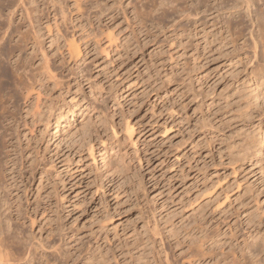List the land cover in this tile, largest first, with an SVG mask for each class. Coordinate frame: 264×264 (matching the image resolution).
Instances as JSON below:
<instances>
[{"label": "rangeland", "instance_id": "obj_1", "mask_svg": "<svg viewBox=\"0 0 264 264\" xmlns=\"http://www.w3.org/2000/svg\"><path fill=\"white\" fill-rule=\"evenodd\" d=\"M31 1L17 56L46 82L17 109L35 180L12 194L31 264H264V0Z\"/></svg>", "mask_w": 264, "mask_h": 264}, {"label": "bare ground", "instance_id": "obj_2", "mask_svg": "<svg viewBox=\"0 0 264 264\" xmlns=\"http://www.w3.org/2000/svg\"><path fill=\"white\" fill-rule=\"evenodd\" d=\"M30 1L28 0V3ZM196 1H198V0H196ZM199 1L204 6H207V7L211 4L214 5V7H216L217 4H219V3L222 4V2H225L223 0H199ZM30 3L33 4L34 1H31ZM171 4H172V2H171ZM169 6H170V4H169ZM172 6H174V8H175L176 5L172 4L171 7ZM252 6H254L253 0H243V5H242L241 9L247 8L249 11V9H251ZM209 7H212V6H209ZM28 9L26 7L25 0H12V1L0 0V209L4 208V210L9 213L5 219H2V217H0V264H21L23 261L25 262V260L28 259V256H30V254H27L28 256L26 255V253H28V251L24 253L25 250H23L21 248L22 247L21 245H23V241H24L23 238H22L23 241L18 240L19 235H21L22 233L19 232L17 235H13L15 230L12 227L14 225L15 220H16L14 218V214L18 213V210H17L18 208H19V214L21 213V211H20L21 198L18 195H17L18 196L17 200L12 198L13 191L14 190H20L19 184L21 186L23 185L24 189H26L27 185H26V183H24L25 180L28 183L35 180V169L28 164L29 161L23 162V163L21 162L22 163L21 165L19 164L20 163L19 161H21L22 159L23 160H26V159L23 156L24 154L22 152H19L18 148H16L17 145H15V141H14L15 139L16 140L18 139V141L20 140L19 139L20 136L17 135L18 134L17 133V130H18V124H17V120H18L17 115L18 114H17V111L18 110L17 109H20L19 108L20 107L19 106L20 101H23V105L26 107L28 105L29 101L32 98L34 99V96H33L34 92H37L36 93L37 96H35V97H37L36 100L40 99V93L44 89L45 82H46V76L42 75L41 73L40 74L42 76L41 75L35 76V74L32 75V73H29L31 70L28 72L26 70V68L22 66V65H25V64H22V63H25V60H23L20 55L22 54V50H24V48H26V46L28 47L29 44H27L25 42V38L23 37L24 34L21 33L20 27H18L17 25H16L17 26L16 27L14 25L17 21V16H20V18H21L20 24H22L24 18H26V16L29 15ZM261 11L262 12L255 14L256 17H255V19H253V24L258 27L257 31H259V35L257 37H261V39H262V37L264 36V11L263 10H261ZM6 12H7V15L5 14ZM16 39H18V40H16ZM15 40H16V42H15ZM12 43H15V44L12 45ZM6 45H10L11 47L6 48L5 47ZM32 45L35 46L34 43ZM17 53H21V54L20 55L18 54V56H17ZM15 56L18 57L19 59L15 61L16 66L13 68L14 70H13L12 74H10L11 72H9L8 70L11 71V69H7L6 68L7 66L5 67V65H3V64L5 61H9V63H10L13 59H15ZM11 75H12V77H11ZM255 99H256V96H255ZM37 108H38V106H37ZM28 110H27V112H28ZM50 111H52V110H50ZM40 114H41V112L38 113L37 116L39 115L38 116L39 118H44L43 115L42 114L40 115ZM52 114L53 113H51L49 115L51 116ZM50 118L51 117H47L45 119V123L47 125L46 126L47 128L50 125V120H51ZM23 121H25V120H23ZM23 121H22V124H23ZM35 121H33V124ZM37 121H39V120H37ZM41 123H43V121ZM56 123H57V121H56ZM61 126H65V125H61ZM81 126H82L81 128H83L84 125L82 124ZM87 126H89V123ZM25 127H27V126H25ZM69 128L67 129L68 131H69ZM86 129L89 130V127L88 128L85 127L84 131H82V129H80V130L82 133L83 132L86 133V131H85ZM81 132H79V133H81ZM75 133H73L72 135L76 136ZM82 133H81V135H82ZM84 135L86 136V134H84ZM15 136H16V138H15ZM89 147H90L89 152H90V154H92L93 153L92 144ZM19 156H20V158H17ZM19 159H21V160H19ZM103 160L105 161V158ZM107 160H109V158ZM107 160H106V162L109 163ZM109 161H111V160H109ZM113 162H114V160L111 161V163H109V164H112L111 165L112 167L114 165ZM115 163H118V162H115ZM26 164H28L29 166H26ZM116 167L117 166L113 167L114 170L116 169ZM24 170H26L27 175H30V178H27V176H24L25 175L23 173ZM23 176H24V178H22ZM29 179H30V181H29ZM28 185H30V184H28ZM2 192H6L3 198L1 195ZM24 193H25V191L23 190V195H24ZM25 196H26V193H25ZM1 216H3V215H1ZM17 216H18V214H17ZM21 256H22V258H21ZM30 257L32 259L34 258L32 256H30ZM31 261H30V259H28V261H26V264H31L32 263ZM42 264H43V262H42ZM45 264H48V263H45Z\"/></svg>", "mask_w": 264, "mask_h": 264}]
</instances>
